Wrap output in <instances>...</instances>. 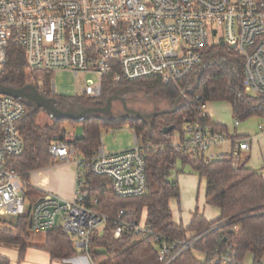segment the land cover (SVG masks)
<instances>
[{
    "label": "built area",
    "instance_id": "obj_1",
    "mask_svg": "<svg viewBox=\"0 0 264 264\" xmlns=\"http://www.w3.org/2000/svg\"><path fill=\"white\" fill-rule=\"evenodd\" d=\"M226 45L243 60V87L247 94L264 97V1L261 0H0V69L8 62L12 47L20 48L31 73L72 72L96 74L88 80L84 95L98 99L106 78L119 85L157 78L177 86L187 108L181 130L164 135L163 141L143 144L134 131V147L107 154L103 143L90 157L77 151L72 133L57 136L49 149L55 161L76 168L74 197L67 201L46 192L30 200L27 210L26 182L9 158L25 150L19 123L26 115L24 100L0 94V217L29 216L32 231L47 234L62 229L75 238L76 247L89 257L92 235L109 217L89 207L90 176L112 180L115 196L123 199L143 196L148 189L146 151L163 152L171 147L209 162L218 158L214 149L234 148L230 155L239 164L241 152L249 148V138L216 129L200 96L182 89L202 67L209 47ZM31 79L39 89L44 76ZM180 87V88H179ZM237 120L235 125L239 126ZM264 134V119L258 127ZM120 211L113 235L120 238L132 231L152 237L159 248L161 264H173L186 251H195L202 235L168 240L150 226L127 221ZM224 225L216 224L211 230ZM234 226L232 231H238ZM205 264H232V244L204 253ZM200 261V260H199ZM253 264H264L263 261Z\"/></svg>",
    "mask_w": 264,
    "mask_h": 264
},
{
    "label": "trees",
    "instance_id": "obj_2",
    "mask_svg": "<svg viewBox=\"0 0 264 264\" xmlns=\"http://www.w3.org/2000/svg\"><path fill=\"white\" fill-rule=\"evenodd\" d=\"M221 48H224L226 53L217 51L212 60L205 56L204 70L198 75L191 96H200L204 105L210 102H228L238 120L250 117L264 119V97L249 95L244 90L242 58L230 60L229 47L224 45ZM32 75H36V78L44 76L43 89L35 86L44 97L50 98L46 86L53 74L29 72L24 52L18 47H12L8 62L0 72V84L9 89H20L30 84L28 80ZM122 84L133 87L136 85L144 89L146 94L168 100L171 103V111L181 96L177 86L165 84L157 78ZM116 86L118 85L114 84L111 78H106L101 97L88 99V103L84 102L85 96L75 99L53 98L58 103L74 101L78 104L92 103L95 107H103ZM24 103L26 115L19 123V129L25 150L20 157L9 158L7 165L20 173L26 184L32 172L46 168L53 162L49 149L55 137L67 134L63 128L66 121L83 126L84 134L77 139V151L90 157L101 145L104 129H117L127 125L141 137L142 143L147 145L150 142L163 141L162 131L166 127L174 126L175 131L181 130L188 111L181 101L175 112L153 118L150 124L132 116L117 122L108 121L99 114L91 115L80 123L53 118L51 123L42 124L39 122V112L42 109L26 101ZM215 126L216 129L226 131L224 126ZM146 163L148 189L141 197L119 198L113 193L110 178L90 176L87 188L89 207L109 217V222L92 235L89 255L94 264H161L158 243L152 237L143 238L132 231H125L120 238L114 237V221L122 210L128 213L125 216L127 221L150 226L168 240H183L202 235L195 244L194 249L197 252L208 253L217 246L230 243L235 253L232 264H244L248 254L253 255L254 263L264 262V167L262 172H255L247 168L245 162L235 164L232 155L220 156L207 162L202 157L185 152L176 153L171 147L163 152L146 151ZM185 168L206 180V201L209 206L221 211L218 220L207 221L197 209L188 227L174 222L170 202L179 199L181 195L180 185L174 177L177 178ZM25 196L29 197V192ZM17 219L14 224L2 221L7 226H0V247H18L20 259L23 260L30 247L32 230L29 227V216ZM221 222L224 223L222 227L211 230ZM237 225L240 229L232 231ZM44 249L57 260L71 259L79 253L75 238L62 229H55L46 234ZM0 264H10V261L0 255ZM173 264L205 263L197 260L189 250Z\"/></svg>",
    "mask_w": 264,
    "mask_h": 264
},
{
    "label": "rangeland",
    "instance_id": "obj_3",
    "mask_svg": "<svg viewBox=\"0 0 264 264\" xmlns=\"http://www.w3.org/2000/svg\"><path fill=\"white\" fill-rule=\"evenodd\" d=\"M224 46L220 44L219 46L209 47L205 51V55L207 59L212 60L214 54L217 51H224ZM212 48V49H211ZM229 49V48H228ZM230 50V51H229ZM228 52H231L228 59L233 60L236 57H240L236 54L234 50L229 49ZM233 51V52H232ZM223 53H226L224 51ZM205 61L203 62L202 67L197 71V75L194 78H190L184 83L181 88L187 91H193L195 87L196 81H198V75L204 70ZM1 72V69H0ZM36 78V75H33ZM88 80H92L94 82L99 81V77L96 74H81L79 77H76L72 72H58L53 75L49 82L47 83L46 90L49 92L51 97L50 101H54L56 99L54 97H64V98H82L84 97V88L85 84ZM31 85H34L31 76L28 80ZM180 88V87H179ZM43 89V88H42ZM42 95V93L40 92ZM119 97L126 101L127 107L130 110H134L141 114H151L160 111H171V103L168 100L157 98L152 95L146 94L144 89L133 87L132 85H123L122 83L116 86L115 91L111 94L110 97ZM48 99V98H46ZM89 98L85 96L84 102L88 103ZM88 101V102H87ZM103 107H95L92 103L89 104H78L74 101L58 103V108L69 112V113H77L84 108H104ZM209 109L212 112V119L218 122L220 125L224 126L230 135L235 134V128L237 127V132L239 134L245 133H255L257 130V125L260 121L259 117H250L246 120H238L231 108V105L228 102H210ZM103 119L108 121H120L122 119H126L128 114L125 111L123 103L119 99H114L112 102V110L106 114H99ZM52 116L46 110H41L39 112V122L42 124L51 123ZM152 120V119H151ZM151 120L147 121L148 124L151 123ZM239 121V126H236V121ZM63 128L67 133H73L76 138L83 137V126L81 124H71L69 122H64ZM177 132V131H176ZM101 141L105 147L107 154H116L128 147H131L133 144V134L130 130L129 126L124 125L121 128L117 129H104L101 134ZM261 147H263V142L261 141ZM260 147H256L251 153V164H255L258 166L260 163L258 160V152ZM242 160L240 159V162ZM239 162V163H240ZM54 163V162H52ZM51 163V165H52ZM60 163H56L55 168L58 167ZM179 176V184L181 188V195L179 199H174L170 202V208L173 214L174 221H181L186 225L187 218L190 214L195 212L197 209L200 210L201 214L207 220H217V208L209 206L206 201V185L205 180L200 178L197 174L191 172L189 169L185 168L183 172L178 174ZM183 177V178H182ZM174 179L178 180V178ZM28 184V182H27ZM29 185L25 189V194L28 193ZM30 194V193H29ZM27 210L30 206V199L26 197ZM193 216V214H191ZM18 217L15 216H4L0 217V220L7 221L9 224H14L17 222ZM1 226H7L4 223L0 222ZM33 233V231H32ZM41 238H44V233H40L38 235ZM37 234H32L31 238H36ZM30 238V240H31ZM30 242V241H29ZM197 260L203 261L204 257L199 253L195 252L194 254Z\"/></svg>",
    "mask_w": 264,
    "mask_h": 264
},
{
    "label": "crops",
    "instance_id": "obj_4",
    "mask_svg": "<svg viewBox=\"0 0 264 264\" xmlns=\"http://www.w3.org/2000/svg\"><path fill=\"white\" fill-rule=\"evenodd\" d=\"M209 104L210 103L207 104V113L210 116V120L214 124L220 125L218 122L212 119L213 115H212L211 109H209ZM260 124H261V119L257 125V130L255 133L239 134L237 132V127L235 128V134H237V136L243 137V138L246 137V138H249L250 140L248 150L241 152V160H242L241 162H245L246 167L255 172H262V169L264 167V134L260 132L258 129ZM130 130L132 131V134H133L134 130H132L131 128ZM261 141L263 142V147H261ZM101 144H102V141H101ZM133 147H134V136H133L132 146L120 152L131 150ZM256 147L258 148L260 147V150L258 152V160L260 163L258 164V166H256L255 164L254 165L251 164V153ZM233 148L234 147L232 145H224V146L215 148L214 153L218 157L230 155ZM80 155L85 156L83 154H80ZM53 162L54 163H52V165L46 168L34 171L30 174L29 182H28V185L30 187V190H28V192L30 193V196L28 198L30 200L32 201L39 200L40 198L43 197V195L46 192L54 193L58 195L59 197H61L62 199L67 200V201H71L73 199L74 193H75V187H76V168L71 164H64L63 162L55 161L54 159H53ZM56 163H60V165H58L57 168L53 169L54 168L53 166H55ZM177 178H178V183H179V176ZM205 185H206V180H205ZM217 210H218L217 212V220H218L221 217V211L219 209ZM191 214H194V213L192 212ZM191 214L187 218L186 225L183 223L182 218H181V221L176 220L174 222L177 224L182 223L185 227H188L193 218ZM207 221L214 222L216 221V219L207 220ZM2 227H5V226H2ZM32 234H37V237L34 239L31 238L29 242L30 247L27 249L26 255L23 260L20 259L19 248L15 246L0 247V255L8 258L10 261V264H92L89 257L82 251V249H79V248H78L79 253L74 258L66 259V260H57V259L52 258L51 254L44 249V246L46 243V234H44L45 236L44 238H41L38 236L40 233L33 232ZM253 263H254L253 255L248 254L245 258L244 264H253Z\"/></svg>",
    "mask_w": 264,
    "mask_h": 264
},
{
    "label": "water",
    "instance_id": "obj_5",
    "mask_svg": "<svg viewBox=\"0 0 264 264\" xmlns=\"http://www.w3.org/2000/svg\"><path fill=\"white\" fill-rule=\"evenodd\" d=\"M230 47L231 49H235V45H231ZM0 94L24 100L28 104L34 107L46 110L48 113H50L52 118L71 120L76 123L82 122L84 119H86L87 117L91 115H96V114L103 115V114L110 112L112 110V102L114 99H119L122 101L123 106L128 116H132L136 119L144 120V121H149L158 116H163L171 112H175L182 99V97L180 96L177 102L175 103L172 111H160V112H155L151 114H141L134 110L128 109L126 101L124 99L113 96V97L108 98L106 106L104 108L90 107V108H84L77 113H69V112L63 111L58 108V101L56 100L50 101L49 98L46 99L43 95H41L39 89L35 85L29 84L20 89H9V88L3 87L0 84ZM174 130H175L174 126L166 127L163 129L162 134L168 135V134H171ZM29 227L30 229H32V220L29 221Z\"/></svg>",
    "mask_w": 264,
    "mask_h": 264
},
{
    "label": "flooded vegetation",
    "instance_id": "obj_6",
    "mask_svg": "<svg viewBox=\"0 0 264 264\" xmlns=\"http://www.w3.org/2000/svg\"><path fill=\"white\" fill-rule=\"evenodd\" d=\"M46 98V97H45Z\"/></svg>",
    "mask_w": 264,
    "mask_h": 264
}]
</instances>
